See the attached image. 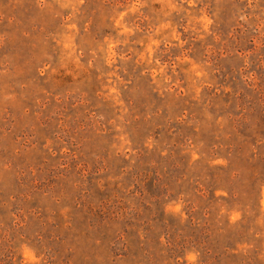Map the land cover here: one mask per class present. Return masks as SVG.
Masks as SVG:
<instances>
[{
  "label": "rangeland",
  "instance_id": "rangeland-1",
  "mask_svg": "<svg viewBox=\"0 0 264 264\" xmlns=\"http://www.w3.org/2000/svg\"><path fill=\"white\" fill-rule=\"evenodd\" d=\"M0 264H264V0H0Z\"/></svg>",
  "mask_w": 264,
  "mask_h": 264
}]
</instances>
